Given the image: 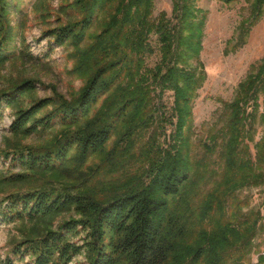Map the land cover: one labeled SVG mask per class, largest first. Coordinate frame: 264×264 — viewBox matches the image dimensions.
Segmentation results:
<instances>
[{"label":"trees","instance_id":"1","mask_svg":"<svg viewBox=\"0 0 264 264\" xmlns=\"http://www.w3.org/2000/svg\"><path fill=\"white\" fill-rule=\"evenodd\" d=\"M99 2L102 10L111 6L113 0ZM256 4L259 11L264 0H257ZM94 5L97 6L95 2L84 4L89 10L75 24L50 28L44 33L58 46L79 41L95 22L99 10ZM153 6L152 0L120 2L117 11L125 13V18L120 20L119 30L131 28L127 39L132 51L125 46L113 49L118 53L117 60L111 59L110 67L102 65L97 70L77 103L69 104L57 96L31 99L24 106L26 97L36 90L33 81L12 85L0 93V121L7 108L14 109L15 114L9 127L10 137L0 148V155L10 160L9 168L0 170V221L32 223L30 230L20 229V240L12 241L10 252L20 261L29 256L26 264H71L84 252L88 264H197L212 250L211 237L201 233L200 241L186 247L183 242L199 233L198 223L203 217L198 213L215 203V209H221L230 200V208L235 207V202L237 207L219 231L224 235L223 243L231 246L232 235L244 246L249 242L248 233L255 230L258 213L251 212L248 217L241 214L242 204L235 191L253 182H264V110L260 114L263 135L255 144L256 159L245 143L249 124L260 112L264 61L240 83L235 99L225 103L228 137L221 144L218 157L224 158L226 167L214 191L216 196H222V201L204 202L205 187L196 182L206 175L210 178L209 165L217 142L205 143L203 156L192 158L196 155L194 144L189 146L194 122L192 103L203 76L186 66L188 58L200 53L205 16L198 18L191 0H174V20L166 14L152 18ZM14 7L13 0H0V65L22 53L18 33L8 17ZM151 33H156L161 43V59L154 68L146 62L147 55L154 52L148 43ZM109 53L101 52L97 60L102 63ZM114 90L120 101L116 118L118 113L124 118L135 104L143 105L146 112V103L154 92L172 91V116L177 122L173 124L169 147L148 158L143 174L95 187L89 183L91 176L87 177L83 166L87 156L107 148L114 133V115L105 113L85 126L82 124L102 98ZM49 106L52 107L47 109ZM137 135L138 131L132 136ZM17 138H42L46 143L28 144ZM128 140L121 139L119 148ZM88 171L94 177L96 169ZM66 213L74 216L54 225ZM217 231L213 230V235ZM76 237L82 242H75ZM225 248L217 252L214 264L244 261V247L227 255L223 254ZM14 263L9 256L0 259V264Z\"/></svg>","mask_w":264,"mask_h":264},{"label":"rangeland","instance_id":"2","mask_svg":"<svg viewBox=\"0 0 264 264\" xmlns=\"http://www.w3.org/2000/svg\"><path fill=\"white\" fill-rule=\"evenodd\" d=\"M121 1L124 2V0H113L111 6L101 10L99 0H86L89 5L95 2L97 6L94 7L99 10L92 27L81 36L79 41L70 40L66 45L58 46L52 43L44 32L50 28H60L82 20L89 10L84 7L87 3L81 0H13L15 7L10 10L8 17L18 33V45L22 46V53L0 65V93L12 85L33 81L36 90L26 97L24 106L28 105L31 99L57 96L62 97L69 104L77 103L97 70L102 65L109 66L111 59L117 60L115 58H118L116 57L118 53L113 49L118 50L125 46L132 51L131 41L127 39L130 38L131 28L119 30L120 20L125 18V13L117 11ZM152 1L154 3L152 18L159 19L162 14H166L169 19L174 20V0ZM191 1L198 18L205 17L200 53L196 57L188 58L186 66L188 69H196L198 74L203 76L202 85L198 88L192 103L194 122L189 146L194 144L193 151L196 155L192 158H195L203 156L206 150L205 143L217 142L216 153L212 155L213 161L209 165L212 170L210 178L203 175L204 177L196 183L205 187L207 197L204 202L213 200L219 202L222 201V196H216L214 191L217 182L222 180L221 174L224 166L226 167L224 158L218 157V152L222 150L221 144L228 137L225 103L235 99L240 83L253 70L255 71V68L257 71L264 61V5L258 11L257 0H238L231 3L224 0ZM185 34L188 35L189 32ZM148 43L154 52L147 55L146 62L149 68H154L161 59V43L158 35L151 33ZM107 50L111 53L100 63V59L97 58L101 52ZM124 65L126 66V63ZM117 94V90H114L102 98L82 124L85 126L87 122L96 117L101 118L105 113L114 115V133L107 148L102 153L87 156L83 166L87 177L91 176L89 183L95 187L102 186L106 181L112 182L117 179L123 181L125 178L143 174L148 158L156 156L158 150L169 147L174 130L173 124L177 122L172 116L174 102L172 91L164 94L160 93V90L154 92L150 102L146 103L148 104L146 107L149 108L146 112L143 105L135 104L128 109V114L124 118L122 113H118L116 118L120 109ZM263 100L264 94H261L259 115L252 118L245 141L250 146L249 150L254 159H256L255 144L263 135V126L260 122V114L264 110ZM14 115V109L7 108L4 119L0 121V148L5 147L7 137H10L9 127ZM136 131L138 135L132 136ZM127 137L130 139L126 141L128 144L124 142L119 148L120 140ZM17 139L28 144L46 143L42 138ZM189 149L193 148L189 147ZM9 165L10 160H5L0 155V170L9 168ZM202 165H205L204 161ZM90 168L96 169L94 177L93 173L88 171ZM146 180L148 183L149 180ZM235 194L238 197L236 199L242 204L239 207L241 214L247 216L251 212L258 213L255 230L253 232L248 230L249 242L247 241L245 243L247 245L244 246L243 243L236 242L232 235L230 238L227 237L231 241V246L227 244L226 247L223 243L224 235L221 236L219 231L222 232L223 222L228 223L230 213L232 209H236L237 202L235 207L230 208L231 203L233 206V201L230 200L229 204H225L221 209H215L218 206V203H215L206 207L205 212L198 213L200 218L203 217L198 223L199 233L183 242V247H186L195 241H200L201 233H205L208 239L211 237L212 250L197 264H214L216 254L219 255L220 250L225 247L223 253L225 255L244 247L246 256L239 264H264V182L260 180L258 184L253 182L240 187ZM70 216L74 215L66 213L59 216L54 221V225ZM31 226L32 223L29 222L7 224L0 221V259L4 260L9 256L14 260V264H26L30 261L29 256H26L24 261H20L10 251L13 246L12 241L20 240L22 236L20 229L30 230ZM217 229L218 233L213 235V230ZM73 240L82 242L80 237ZM71 264H88L85 253L75 257Z\"/></svg>","mask_w":264,"mask_h":264}]
</instances>
